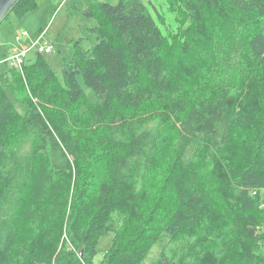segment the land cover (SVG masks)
Instances as JSON below:
<instances>
[{"label": "trees", "instance_id": "1", "mask_svg": "<svg viewBox=\"0 0 264 264\" xmlns=\"http://www.w3.org/2000/svg\"><path fill=\"white\" fill-rule=\"evenodd\" d=\"M84 3L61 78L2 58L0 264H264V0Z\"/></svg>", "mask_w": 264, "mask_h": 264}, {"label": "rangeland", "instance_id": "2", "mask_svg": "<svg viewBox=\"0 0 264 264\" xmlns=\"http://www.w3.org/2000/svg\"><path fill=\"white\" fill-rule=\"evenodd\" d=\"M107 1L117 2V0ZM152 1L157 4L164 0ZM59 2L60 0H36V7L24 16L19 18L11 13L0 21V70L4 68L3 57L7 60V64L16 67L8 58L14 50L17 51V48L22 46L38 48L39 45L34 43H49L54 44L53 51L49 55L51 65L61 78L62 64L70 59L74 46L89 48L95 43L94 35L88 30V27L95 24V20L83 13L84 0H75V5L71 0L61 4ZM164 9L162 11L165 12ZM165 15L168 17L167 12ZM37 48L27 49L25 57L32 56L33 50H38ZM87 96L90 101L96 100L95 94L90 89L87 90ZM19 109L21 111V106ZM112 237V232L100 237L94 256L95 262H100L103 253L111 244ZM169 248L167 238H163L151 248L143 264H153L159 253L163 250L168 251Z\"/></svg>", "mask_w": 264, "mask_h": 264}, {"label": "built area", "instance_id": "3", "mask_svg": "<svg viewBox=\"0 0 264 264\" xmlns=\"http://www.w3.org/2000/svg\"><path fill=\"white\" fill-rule=\"evenodd\" d=\"M34 45H39L37 46H31V47H36L39 51H43L44 53H50L53 51V46L52 44L49 43H34ZM31 47H25L22 46L21 48H17V51L14 50L11 55L9 56L8 60H11L18 68H21V65L24 61V58L27 53V49H30Z\"/></svg>", "mask_w": 264, "mask_h": 264}, {"label": "water", "instance_id": "4", "mask_svg": "<svg viewBox=\"0 0 264 264\" xmlns=\"http://www.w3.org/2000/svg\"><path fill=\"white\" fill-rule=\"evenodd\" d=\"M15 1L16 0H0V21Z\"/></svg>", "mask_w": 264, "mask_h": 264}]
</instances>
